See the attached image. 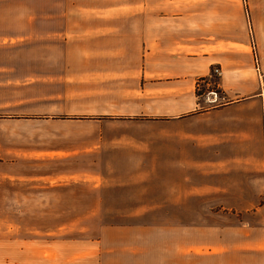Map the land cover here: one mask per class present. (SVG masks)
Wrapping results in <instances>:
<instances>
[{
    "label": "crops",
    "instance_id": "obj_1",
    "mask_svg": "<svg viewBox=\"0 0 264 264\" xmlns=\"http://www.w3.org/2000/svg\"><path fill=\"white\" fill-rule=\"evenodd\" d=\"M208 1L0 0L9 171L33 170L70 202L152 205L154 218L173 221L105 229L116 250H100L97 264H264L259 211L254 227L214 224L205 248L186 223L187 205L264 203L257 48L234 7ZM214 66L219 105L208 94ZM159 236L168 241L157 249Z\"/></svg>",
    "mask_w": 264,
    "mask_h": 264
},
{
    "label": "rangeland",
    "instance_id": "obj_2",
    "mask_svg": "<svg viewBox=\"0 0 264 264\" xmlns=\"http://www.w3.org/2000/svg\"><path fill=\"white\" fill-rule=\"evenodd\" d=\"M203 7H234V18L244 22L250 42H255L258 56H254L253 65L256 69L260 65L256 77L264 92V0H212L204 2ZM205 91L204 88L200 92L205 94ZM216 91L214 98L218 97V100L214 104L219 105L224 101L219 87ZM253 112H258L264 123V105L259 111L253 108ZM261 162L264 164V151ZM34 174L33 170L26 168L10 172L0 159V264L19 261L40 264L45 259L66 258L72 259V264H97L100 250L107 253L116 250L115 232L105 229L143 225L162 229L172 226L173 221L154 218L152 210L148 212L147 207L152 205L70 202L66 188H54L49 182L36 181ZM187 206L186 223L201 229L197 238L201 239L199 243L203 248L210 242V229L214 224H220L223 227L220 229L226 231L227 228H243L244 223L249 227L248 222L253 227L258 225L254 212L259 211L264 217V203ZM166 238L156 237L157 249L168 241ZM192 242L188 240V247L193 246L190 245Z\"/></svg>",
    "mask_w": 264,
    "mask_h": 264
},
{
    "label": "built area",
    "instance_id": "obj_3",
    "mask_svg": "<svg viewBox=\"0 0 264 264\" xmlns=\"http://www.w3.org/2000/svg\"><path fill=\"white\" fill-rule=\"evenodd\" d=\"M222 74V71L220 69V67L214 66L212 68L211 74H210V78L212 79V83L210 85V90L208 92L209 95H212L213 97L217 96V91H216V87H218V83L215 82L216 78H219ZM201 85V81L197 83V90L198 91H202V88L200 87ZM216 86V87H215Z\"/></svg>",
    "mask_w": 264,
    "mask_h": 264
}]
</instances>
